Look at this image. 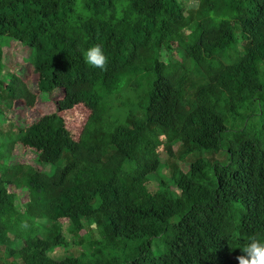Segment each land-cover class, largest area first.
<instances>
[{
  "label": "trees",
  "instance_id": "1",
  "mask_svg": "<svg viewBox=\"0 0 264 264\" xmlns=\"http://www.w3.org/2000/svg\"><path fill=\"white\" fill-rule=\"evenodd\" d=\"M13 40L32 50V89L7 90ZM94 44L103 70L84 61ZM163 48L179 53L169 68ZM56 90L55 112L18 127L0 108V264H238L264 242V0H0V106ZM77 104L90 113L74 140L60 114ZM159 146L168 176L151 192ZM66 236L76 248L53 256Z\"/></svg>",
  "mask_w": 264,
  "mask_h": 264
},
{
  "label": "rangeland",
  "instance_id": "2",
  "mask_svg": "<svg viewBox=\"0 0 264 264\" xmlns=\"http://www.w3.org/2000/svg\"><path fill=\"white\" fill-rule=\"evenodd\" d=\"M221 40L232 46L234 43V39L228 36L226 33H222ZM3 52V62L7 66L8 69L12 70L13 78L12 82L8 84L7 90L9 92H13L14 88L21 86L22 84L26 85L28 89H32L35 86V82L37 80V74L33 70V65L31 61L32 50L28 47L24 42L13 40V43L10 47H4L2 49ZM179 57L178 52L167 51L165 48L161 51V63L165 68H169L173 63L177 61ZM61 93L59 90L54 91L46 102H37L33 107H29L26 105L23 100L16 97L15 99L8 100L5 105L0 106L3 110L6 117L12 121L15 127H18L26 122L35 121L43 115L51 114L55 112V101L59 100ZM107 99H104L103 102L99 104L96 108V111H99L101 106L107 102ZM90 111L82 104H77L70 108L69 110L63 111L60 115L64 119L66 129L71 136L70 138L76 140L78 135L80 134L83 125L89 115ZM9 123L4 124L3 129L6 130L8 128ZM157 133L159 139H163V132L161 128H157ZM178 144L172 146L173 150H176ZM156 155L163 161V164L159 166L153 174H150L145 178L144 185L147 190L151 192H155V178L157 176H168L167 159L166 154L164 153L161 146L155 149ZM11 156L15 158L18 162H30L32 163L33 169L38 170L40 172L47 171V165L45 162H40L39 164L33 163L36 161L35 156L32 153L21 154L18 152L17 148L11 151ZM215 159L217 162H222V156H216ZM172 164L175 165L179 172H183L185 170L186 163H180L176 159H172ZM221 164V163H220ZM213 171L218 178L222 177V174L219 171V168L213 166ZM173 178H177L176 173H173ZM14 192L16 195L15 203L19 206L18 208H22L23 205L28 204V198L24 191L20 188H14L10 190ZM27 210L30 207L26 208ZM38 224L41 226H46L47 222L44 220L38 221ZM86 224H91V226L86 229L88 232L93 233L92 230L93 220L92 218H88L87 220H82L80 225L77 226V230L83 235L85 233L84 227ZM72 240L70 236H66V240L63 241V245L56 247L53 249L51 254L57 257H66L69 256L70 250L72 248H76L75 246H71L66 244ZM21 247V242L17 241L15 243L14 249Z\"/></svg>",
  "mask_w": 264,
  "mask_h": 264
},
{
  "label": "clouds",
  "instance_id": "3",
  "mask_svg": "<svg viewBox=\"0 0 264 264\" xmlns=\"http://www.w3.org/2000/svg\"><path fill=\"white\" fill-rule=\"evenodd\" d=\"M86 64L92 68L105 69L108 57L102 45L94 44L83 52ZM242 255L236 257L238 264H264V242L252 237L250 242L241 248Z\"/></svg>",
  "mask_w": 264,
  "mask_h": 264
}]
</instances>
